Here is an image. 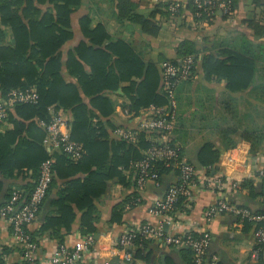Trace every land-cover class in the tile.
<instances>
[{"label":"trees","instance_id":"1","mask_svg":"<svg viewBox=\"0 0 264 264\" xmlns=\"http://www.w3.org/2000/svg\"><path fill=\"white\" fill-rule=\"evenodd\" d=\"M82 1L0 0V92L4 96L12 89L34 88L38 94L36 105H15L8 112L7 123L10 128L0 132V205L10 198L14 189L29 194L38 178L41 163L50 157L42 144L45 132L39 126L40 121L50 120L48 108L54 107L56 111L69 113L70 138L81 143L85 150L83 157L76 162L61 152L51 155L54 160L53 177L37 213L40 227L34 232L27 229L29 241L39 246L40 240L45 236L58 245L63 244L78 212L81 235H94L99 220L95 201L106 193L108 183L112 180H116L123 188H130L135 183L132 180L133 175L135 178L134 165L144 159L145 151L150 147L146 138L158 137L155 132L139 131L136 145L115 138L114 130L133 126L115 123L112 117L115 102L110 96L121 89L122 96L128 100V104L123 105L122 109L134 115H138L141 109L149 105L160 106L166 103L161 92V73L158 67L155 64L146 65L131 44L120 39L112 40L103 24L91 26L93 20L89 15L79 19L81 34L87 41H82L69 50L63 61L61 48L73 37L71 16L81 7ZM245 1L264 16V0ZM104 2L110 7L112 17L118 24L137 25L143 34L150 37L158 36L163 26L159 20L163 18L166 24H179L181 18L186 17L184 13L189 12L194 21H210L219 12L214 7L212 15L204 14L196 19L193 17L196 9L192 1L187 0L175 13L168 10L172 3L166 2L156 5L145 16L137 12L140 0ZM45 5L47 7L43 9L42 6ZM231 5L235 9L236 0H231ZM243 24L252 38L260 40L264 36V22L251 18L243 21ZM176 56L174 60L167 61L179 65L182 58L192 56L195 62L193 74L199 65L206 81H225L229 94L249 90L255 79L260 78L263 83L259 89L264 104L263 43L254 41L243 33L240 39L221 43L208 51L196 49L193 43L183 41L176 49ZM63 71L73 82L65 80ZM231 132L220 133L225 148L223 151L235 147L229 138ZM241 139L250 145L251 155L257 154L264 142V124L261 134L245 131ZM170 145L178 149L180 159H185L175 138ZM223 151L207 142L197 155L199 169L186 160L196 170H203L210 176L218 167ZM153 169L162 177L161 186L163 178L170 174L174 176L175 182L169 186L177 183L176 168L165 167L164 163L156 162ZM134 185L137 192L136 183ZM243 189L252 192V182L244 181L237 190ZM258 190L263 200L261 182ZM136 192L113 207L111 223H120L125 210L141 203ZM188 200L180 197L168 215L175 208L182 207L185 211ZM262 202L264 206V201ZM238 208L248 210L242 206ZM42 209L45 212L40 215ZM255 214L264 215V210ZM243 224L253 231L261 225L260 222L248 221ZM192 235L199 237L195 232ZM149 242L141 240L143 249L132 251L134 259H146L145 250ZM260 247L263 249L258 258L264 257V244ZM180 250L186 253L193 264L192 252L186 248ZM0 264H6L2 256Z\"/></svg>","mask_w":264,"mask_h":264},{"label":"crops","instance_id":"2","mask_svg":"<svg viewBox=\"0 0 264 264\" xmlns=\"http://www.w3.org/2000/svg\"><path fill=\"white\" fill-rule=\"evenodd\" d=\"M186 3L187 0H140L137 12L147 16L156 5L166 2ZM237 6L231 18H224L221 12L210 21H194L189 12H185V18H181L179 24H166L164 18L159 20L162 28L157 37H150L143 34L137 25L127 23L118 24L112 17L111 9L104 0H83L81 7L71 16V27L73 37L61 48L62 59L65 61L66 53L76 47L80 42L87 41L81 34L79 19L89 15L92 18L91 26L97 23L103 24L112 40H123L134 48L135 52L142 58L144 63L155 64L160 71V63L167 60H174L176 49L183 41L193 43L196 49H213L221 43H229L240 39L241 34H246L254 41L264 44V36L257 40L249 34L243 21L255 18L256 21L264 22V16L259 10L249 5L245 0H236ZM47 6H42L45 9ZM1 28V26H0ZM208 54V52H205ZM261 67V65H260ZM66 81L73 82V79L63 71ZM261 79H255L254 85L249 90L229 94L226 90V82L215 80L206 81L199 67L196 66L193 77L181 83L176 89L178 104L177 126L174 131V138L182 148L185 159L193 163L197 160V155L203 144L213 143L215 148L223 151L221 132L232 131L230 140L239 147L240 151H235L237 157L232 164L226 165L222 161L223 154L234 149L223 151L218 170L212 172L211 176H222L225 189L219 191L212 186H204L202 177H207L203 170H197L199 178L192 199H189L185 211L183 208H175L169 216L172 224L165 225L164 230L169 234H182L186 231L207 234L210 238L208 256L216 257L218 264H264V257H255L253 250L255 242L252 228L246 227L233 215H217L208 220L205 217L206 209L219 200L238 207L247 208L250 213L255 214L264 210L262 197L259 195V183L257 170L264 167V142L257 154H250V145L241 139L245 131L261 134L262 116L264 104L262 101L259 86ZM119 95V96H117ZM121 89L117 94L110 96L115 102L113 119L117 124H131L133 121L126 119L122 115V106L128 104V100L122 96ZM182 108V109H181ZM142 110V109H141ZM64 112L67 117L69 131L71 116ZM208 120V125L205 124ZM209 134H207V133ZM208 135V136H207ZM208 139V140H206ZM217 168V167H216ZM128 174V173H127ZM132 180L134 181V175ZM229 181L242 184L244 181L252 182V192L248 189L233 190ZM175 182L172 174L163 178V185L155 188L151 183H147L143 189H135V183L130 188H123L116 180L108 183L106 193L95 201L99 220L96 224L97 237L92 235L95 246L99 248V259L94 262L89 258L83 259L82 264H104L108 258L106 250L108 246L118 240L129 228H136L140 225H150L157 228L161 219L153 213V201L161 197L168 186ZM6 186V185H5ZM4 186V187H5ZM14 186L11 187L13 189ZM137 193L141 203L131 209L125 210L120 223H111L112 209L122 202L131 193ZM2 199H0L1 202ZM5 203V202H4ZM45 212L40 211V215ZM80 213L72 224L70 233L65 236L64 244L69 248L81 240L79 230ZM40 227L38 219L28 227L30 232H34ZM146 247V259H133L130 262H123L111 259V264H191L185 252L180 249L164 247L160 243L149 240ZM40 248L44 253L50 252L57 244L48 237L41 239ZM0 256L6 264H24L21 250L14 245L9 226L0 220Z\"/></svg>","mask_w":264,"mask_h":264},{"label":"built area","instance_id":"3","mask_svg":"<svg viewBox=\"0 0 264 264\" xmlns=\"http://www.w3.org/2000/svg\"><path fill=\"white\" fill-rule=\"evenodd\" d=\"M196 11L193 17L199 19L203 15H212L214 7L226 18H231L234 9L231 0H191ZM168 10L175 13L184 4L178 1L171 2ZM195 62L192 56H187L179 61V65L171 61L160 63L161 92L166 98L164 105H149L147 108L134 115L123 110L122 115L126 119L133 121L132 128H118L113 131V136L125 140L133 145L138 143L137 132H155L158 137L147 136L146 141L150 147L145 151L144 159L134 165L135 183L137 190L143 189L147 183H151L155 188L161 186V175L153 169L156 162L164 163L165 167L172 166L178 170L177 183L167 188L161 197L153 201V213L161 219L157 228L150 225H140L136 228H129L118 240L112 242L107 250L108 260L104 264H111V259L123 262H130L133 258L132 251L142 250L141 240H154L164 247L186 248L192 252L193 264H218L216 257L208 256L210 238L207 234L197 233L199 237H193V231H186L182 234H169L164 230L165 225L172 224V219L168 215L174 209L180 197L192 199L199 178V173L186 159H180L178 149L171 146L174 140V131L177 126L178 104L176 99V89L182 82L189 81L193 77ZM38 94L34 88L19 90L12 89L4 96L0 92V132L10 128L7 123L8 112L17 104L36 105ZM50 114L49 121H40L39 126L44 130L45 136L42 144L50 155L48 159L41 163L38 178L33 190L25 194L23 190L14 189L10 198L0 205V220L7 223L11 237L15 246L22 253L23 260L28 264H82L83 259L89 258L96 262L99 259L100 249L95 248V241L91 235L81 237V240L69 248L64 243L56 245L50 252L44 253L40 246L29 240L28 227L37 220V213L43 202L49 185L53 177V158L55 152L65 154L70 160L76 162L85 154L81 143L74 142L70 138V131L67 117L62 110L56 111L54 107L48 108ZM240 151L239 147L223 154L222 161L227 165L234 162L237 157L235 151ZM257 178L262 184L264 192V167L257 170ZM222 176H203V185L218 188L219 191L225 189ZM231 189H238L240 184L229 181ZM23 201V204L21 203ZM264 201V193H263ZM233 215L241 223L244 221L261 225L254 229L253 238L255 248L253 254L258 257L264 244V215H256L248 210L235 207L226 201L219 200L210 205L205 212L208 220L217 215ZM85 257V258H84Z\"/></svg>","mask_w":264,"mask_h":264},{"label":"water","instance_id":"4","mask_svg":"<svg viewBox=\"0 0 264 264\" xmlns=\"http://www.w3.org/2000/svg\"><path fill=\"white\" fill-rule=\"evenodd\" d=\"M193 165H194V167H195L196 169H199V168H200V164H199V162H198L197 160H194V161H193ZM215 170H218V167H217ZM215 170H214V171H215ZM94 237L96 238V237H97V234H95Z\"/></svg>","mask_w":264,"mask_h":264},{"label":"rangeland","instance_id":"5","mask_svg":"<svg viewBox=\"0 0 264 264\" xmlns=\"http://www.w3.org/2000/svg\"><path fill=\"white\" fill-rule=\"evenodd\" d=\"M182 109V108H181ZM205 124L206 125H208V120H205ZM263 124H264V113H263V116H262V126H263ZM207 133V132H206ZM207 134H209V133H207ZM208 136V135H207ZM206 140H208V139H206Z\"/></svg>","mask_w":264,"mask_h":264}]
</instances>
